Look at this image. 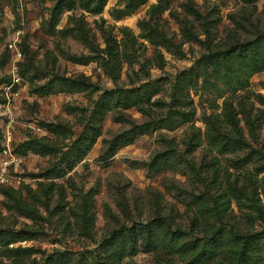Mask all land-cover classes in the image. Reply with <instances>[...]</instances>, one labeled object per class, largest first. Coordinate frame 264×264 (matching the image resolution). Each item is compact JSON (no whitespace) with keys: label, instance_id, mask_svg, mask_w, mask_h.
Segmentation results:
<instances>
[{"label":"rangeland","instance_id":"374dc122","mask_svg":"<svg viewBox=\"0 0 264 264\" xmlns=\"http://www.w3.org/2000/svg\"><path fill=\"white\" fill-rule=\"evenodd\" d=\"M100 2L0 0V264H264V0Z\"/></svg>","mask_w":264,"mask_h":264},{"label":"trees","instance_id":"16d2710c","mask_svg":"<svg viewBox=\"0 0 264 264\" xmlns=\"http://www.w3.org/2000/svg\"><path fill=\"white\" fill-rule=\"evenodd\" d=\"M100 5L103 7L106 5L107 0H100ZM58 82L61 83L64 87H66L68 90H87L89 88V83L85 79L80 78H73V77H58ZM40 94H47L48 91H44V89H39ZM49 127V130L54 134H59L62 132V134L67 135L70 134V131L65 127L62 126L63 124H53L49 123L47 124ZM88 140L85 143H80V147L76 149V153L79 155V157H84L88 153ZM18 151L20 154H26L28 152H32L34 154H37L40 152V147L38 144L34 142L27 141L23 144H21L18 147ZM64 171L60 170L58 172L51 171V175H56L57 177H60ZM175 237V234L172 235ZM22 239H16L13 242H17ZM109 245V250L112 251V254L107 258L105 261V264H121L123 259L127 256L129 249L127 247V243L120 239L119 237L113 238ZM223 247L222 243H219L216 245L213 249L207 252H201L199 253L197 257H194V259L190 260V262L186 264H207L208 261L212 262L214 258L217 256V254L220 252L221 248ZM47 264H67L65 262L64 258L59 259V261L56 263L53 259H48Z\"/></svg>","mask_w":264,"mask_h":264},{"label":"built area","instance_id":"2783aa9c","mask_svg":"<svg viewBox=\"0 0 264 264\" xmlns=\"http://www.w3.org/2000/svg\"><path fill=\"white\" fill-rule=\"evenodd\" d=\"M17 56H18L19 59H21V58L23 57V53H22V51H17ZM15 68H17V67H15ZM16 70H17V69H14V71H16ZM17 83H20V77L18 76V74H14V77H13V84L15 85V84H17ZM5 90L9 91V90H10V87H9V86H6V89H5ZM11 135H12L11 130L8 129V130H7V134H6V140H7V141L10 140ZM9 151H10V150H9V147H8V146L4 148V153H5L6 155L9 153ZM6 183H8V179H7V176H6V174L4 173V171H2V172H0V188H1L3 185H5Z\"/></svg>","mask_w":264,"mask_h":264}]
</instances>
